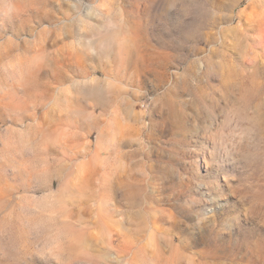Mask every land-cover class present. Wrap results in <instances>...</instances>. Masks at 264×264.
Listing matches in <instances>:
<instances>
[{
  "label": "rangeland",
  "instance_id": "1",
  "mask_svg": "<svg viewBox=\"0 0 264 264\" xmlns=\"http://www.w3.org/2000/svg\"><path fill=\"white\" fill-rule=\"evenodd\" d=\"M0 264H264V0H0Z\"/></svg>",
  "mask_w": 264,
  "mask_h": 264
}]
</instances>
